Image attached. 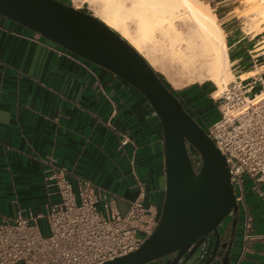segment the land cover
Segmentation results:
<instances>
[{"label":"crops","instance_id":"1","mask_svg":"<svg viewBox=\"0 0 264 264\" xmlns=\"http://www.w3.org/2000/svg\"><path fill=\"white\" fill-rule=\"evenodd\" d=\"M234 17L222 22L232 74L233 67L244 70L235 76L255 75L264 32L250 36ZM123 135L132 142L121 146ZM52 167L66 168L75 186L92 180L124 212L140 190L134 169L145 202L163 207V132L146 98L114 72L0 14V221L20 209L46 212L58 199L45 181ZM247 201L254 232L264 234L263 200L249 192ZM242 244L236 234L230 264H264V239L250 241L245 254Z\"/></svg>","mask_w":264,"mask_h":264},{"label":"water","instance_id":"2","mask_svg":"<svg viewBox=\"0 0 264 264\" xmlns=\"http://www.w3.org/2000/svg\"><path fill=\"white\" fill-rule=\"evenodd\" d=\"M0 14L114 72L146 98L159 120L166 172L159 224L139 248L102 264H230L239 210L227 158L149 61L95 14L62 0H0ZM195 152L202 159L198 168Z\"/></svg>","mask_w":264,"mask_h":264},{"label":"built area","instance_id":"3","mask_svg":"<svg viewBox=\"0 0 264 264\" xmlns=\"http://www.w3.org/2000/svg\"><path fill=\"white\" fill-rule=\"evenodd\" d=\"M253 67L257 69L256 62ZM259 90H264V72L226 84L219 96L212 94L219 102V117L207 127L227 158L241 216L242 254L250 241L264 239L253 230L247 201L251 192L264 202V97L251 99ZM131 142L123 135L120 145ZM193 155L200 165V154ZM133 173L140 190L124 212L117 197L97 189L92 180L82 178L75 186L66 168H50L46 186L50 198L58 199L46 212L20 209L12 220L0 221V264H102L139 248L156 230L161 210L145 202L146 190L134 169Z\"/></svg>","mask_w":264,"mask_h":264},{"label":"bare ground","instance_id":"4","mask_svg":"<svg viewBox=\"0 0 264 264\" xmlns=\"http://www.w3.org/2000/svg\"><path fill=\"white\" fill-rule=\"evenodd\" d=\"M109 1L108 6L117 7L120 13L117 10L108 13L118 12L120 16L112 18L114 14L111 17L106 14L102 20L128 40L154 69L158 67L168 73L169 67L176 66L189 81L210 80L217 86V91L213 92L215 97L222 93L226 84L253 75L245 73L236 80L225 81L231 64L222 22L233 13L229 8L216 12L201 0ZM248 11L252 18L247 21L245 31L252 36L263 33L264 0H250ZM128 21L134 22V28ZM255 50L264 52V41ZM256 93L251 98L254 102L264 97V90Z\"/></svg>","mask_w":264,"mask_h":264},{"label":"rangeland","instance_id":"5","mask_svg":"<svg viewBox=\"0 0 264 264\" xmlns=\"http://www.w3.org/2000/svg\"><path fill=\"white\" fill-rule=\"evenodd\" d=\"M66 3H69L70 5L75 6L76 8L82 9V10H86L89 11L93 14H95L97 17H99L101 20L104 19L103 17L107 14L111 17L112 14L113 17H118L120 16V9H117V7H112L111 5L108 6V4H111V2L108 0H63ZM203 4L209 5L210 7H212L214 10H216V12H219L221 9L226 8L230 10V12H233L230 17L235 16V20L237 22H242V25L240 24V27L242 26L243 29L246 25V23H248L247 21H249L252 18V14H250V12L248 11V4L250 2V0H201ZM108 7V8H107ZM111 9V10H109ZM115 9V10H114ZM118 11V12H114L112 14L108 13V11ZM117 13V15L115 16V14ZM119 14V15H118ZM243 14V15H242ZM128 24L130 27L134 28L135 24L132 21H128ZM134 24V25H133ZM244 24V25H243ZM261 27H264V23H261ZM261 30V29H259ZM246 32V31H245ZM247 33V32H246ZM252 34H250L251 36ZM260 68V73L264 72V53L261 55L260 59L258 62H256ZM233 64V63H232ZM253 68H248L247 70H250ZM157 71V73L160 75V77L162 78L163 81L167 82L170 85V90L174 91L176 93V95L181 98L184 103L187 104V102H190V98L195 96L197 93L202 92V97L200 96V98L192 103L191 106V110L192 113L195 115V117L197 118V120L202 123V127L207 131V127L210 123H212L213 121H215L219 115H218V107H219V102L215 101V99L213 98L212 94L213 92L217 91V86L214 82L210 81V80H206L204 82H201L199 79H193L192 81H189L186 77H183L182 75V69L180 67H169V69L167 70L168 73L164 72L161 68H156L155 69ZM233 70V74L231 71V68L225 73V81H227L228 79H234L236 80L238 78V76H235V74H240L242 72H244V70H240V72L237 69H234L232 67ZM246 70V71H247ZM263 75V74H262ZM206 83L205 86H209L210 88V92L209 95L208 94H204V89L203 90H198L195 88V86L197 84H204ZM214 84L215 87H211V84ZM172 91V92H173ZM199 91V92H198ZM257 93H255L254 95H256ZM252 95V97L254 96ZM209 106L210 109L214 110L211 114L208 115L207 118H202L200 117L199 114L196 113L197 111V107H202V106ZM196 167L198 168L199 165L196 164ZM248 187H250V183L248 184ZM162 210V209H161ZM161 216V212L159 215V218ZM230 219V216H228L224 222L221 224L220 227H223L227 221ZM159 220V219H158ZM44 223L46 222L45 220ZM42 223V222H41ZM242 239V233L241 230L237 229V240H241ZM153 262H149L147 264H152Z\"/></svg>","mask_w":264,"mask_h":264},{"label":"trees","instance_id":"6","mask_svg":"<svg viewBox=\"0 0 264 264\" xmlns=\"http://www.w3.org/2000/svg\"><path fill=\"white\" fill-rule=\"evenodd\" d=\"M63 1V0H62ZM65 2V1H64ZM69 4V3H68ZM164 82V84L170 89V85L167 83V82H165V81H163ZM205 85H206V83H204V84H197L196 86H195V88L196 89H198V90H203L204 89V87H205ZM211 87H215V85L212 83L211 84ZM173 91V90H172ZM199 92V91H198ZM173 93L176 95V93L173 91ZM177 96V95H176ZM200 96L202 97V92H199V93H197L195 96H193V97H191L189 100H190V102H187V104L186 103H184V101L181 99V98H179L178 96V98H179V100L182 102V104H183V106L186 108V110L194 117V119L196 120V121H198L197 120V118L195 117V115L192 113V108H191V106H192V103H194V102H196L199 98H200ZM197 109V111H196V113L197 114H199L200 115V117H202V118H207L208 117V115L209 114H211L214 110H212V109H210V107L209 106H207V105H205V106H202V107H197L196 108ZM218 115H219V110H218ZM198 123L200 124V125H202V123H200L199 121H198ZM194 154V153H193ZM192 154V159H193V163H194V166L196 167V162H195V160H194V158H193V155ZM197 168V167H196Z\"/></svg>","mask_w":264,"mask_h":264},{"label":"flooded vegetation","instance_id":"7","mask_svg":"<svg viewBox=\"0 0 264 264\" xmlns=\"http://www.w3.org/2000/svg\"><path fill=\"white\" fill-rule=\"evenodd\" d=\"M232 225H233V222L231 221L228 225V232L226 233L227 237L222 240V243L227 242V240L230 238V232H231ZM238 225H239V217H238V223L236 227V234H237ZM236 234H235V237H236Z\"/></svg>","mask_w":264,"mask_h":264}]
</instances>
